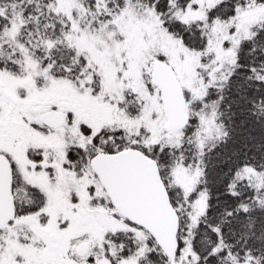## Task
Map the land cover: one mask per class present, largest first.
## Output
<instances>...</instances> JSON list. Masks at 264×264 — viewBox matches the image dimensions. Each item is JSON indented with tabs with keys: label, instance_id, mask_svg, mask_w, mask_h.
<instances>
[{
	"label": "snow or ice",
	"instance_id": "obj_1",
	"mask_svg": "<svg viewBox=\"0 0 264 264\" xmlns=\"http://www.w3.org/2000/svg\"><path fill=\"white\" fill-rule=\"evenodd\" d=\"M0 264H264V0H0Z\"/></svg>",
	"mask_w": 264,
	"mask_h": 264
}]
</instances>
